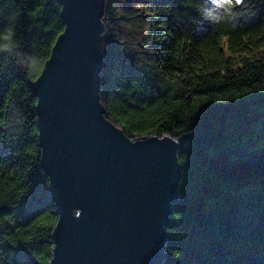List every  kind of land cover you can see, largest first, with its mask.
Here are the masks:
<instances>
[{
  "label": "trees",
  "instance_id": "trees-1",
  "mask_svg": "<svg viewBox=\"0 0 264 264\" xmlns=\"http://www.w3.org/2000/svg\"><path fill=\"white\" fill-rule=\"evenodd\" d=\"M60 10L0 0V264L51 258L31 82ZM102 22L104 116L131 138L185 136L163 264H264V0H104Z\"/></svg>",
  "mask_w": 264,
  "mask_h": 264
},
{
  "label": "water",
  "instance_id": "water-1",
  "mask_svg": "<svg viewBox=\"0 0 264 264\" xmlns=\"http://www.w3.org/2000/svg\"><path fill=\"white\" fill-rule=\"evenodd\" d=\"M58 1L64 28L31 82L57 214L49 264H163L185 136L131 138L104 116V0Z\"/></svg>",
  "mask_w": 264,
  "mask_h": 264
},
{
  "label": "clouds",
  "instance_id": "clouds-1",
  "mask_svg": "<svg viewBox=\"0 0 264 264\" xmlns=\"http://www.w3.org/2000/svg\"><path fill=\"white\" fill-rule=\"evenodd\" d=\"M226 7L228 6V5H225Z\"/></svg>",
  "mask_w": 264,
  "mask_h": 264
},
{
  "label": "snow or ice",
  "instance_id": "snow-or-ice-1",
  "mask_svg": "<svg viewBox=\"0 0 264 264\" xmlns=\"http://www.w3.org/2000/svg\"><path fill=\"white\" fill-rule=\"evenodd\" d=\"M218 99H220V98H218Z\"/></svg>",
  "mask_w": 264,
  "mask_h": 264
}]
</instances>
